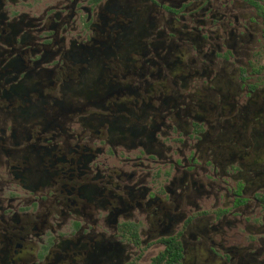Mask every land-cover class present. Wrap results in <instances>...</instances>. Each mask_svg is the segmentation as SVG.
I'll list each match as a JSON object with an SVG mask.
<instances>
[{"label":"flooded vegetation","instance_id":"flooded-vegetation-1","mask_svg":"<svg viewBox=\"0 0 264 264\" xmlns=\"http://www.w3.org/2000/svg\"><path fill=\"white\" fill-rule=\"evenodd\" d=\"M0 264H264V0H0Z\"/></svg>","mask_w":264,"mask_h":264}]
</instances>
